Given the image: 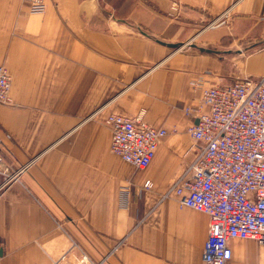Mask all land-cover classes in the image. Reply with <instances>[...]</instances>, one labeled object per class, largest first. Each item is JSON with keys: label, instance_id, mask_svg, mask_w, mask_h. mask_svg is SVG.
<instances>
[{"label": "crops", "instance_id": "crops-1", "mask_svg": "<svg viewBox=\"0 0 264 264\" xmlns=\"http://www.w3.org/2000/svg\"><path fill=\"white\" fill-rule=\"evenodd\" d=\"M0 65L2 154L22 169L0 192V264H203L209 216L166 192L194 159L203 90L264 76V0H0ZM140 112L167 132L141 170L106 124ZM231 248L230 264H264L252 240Z\"/></svg>", "mask_w": 264, "mask_h": 264}, {"label": "built area", "instance_id": "built-area-1", "mask_svg": "<svg viewBox=\"0 0 264 264\" xmlns=\"http://www.w3.org/2000/svg\"><path fill=\"white\" fill-rule=\"evenodd\" d=\"M22 2L31 13L46 9V0ZM10 86V75L0 65L2 105L11 104ZM106 124L111 153L140 170L150 165L167 134L149 125L142 112L111 114ZM187 131L195 142L194 159L166 196L175 194L181 207L209 216L203 264H230L232 241L252 240L264 247V76L203 90L196 122ZM2 152L0 139V192L16 183L22 171L12 169Z\"/></svg>", "mask_w": 264, "mask_h": 264}, {"label": "rangeland", "instance_id": "rangeland-1", "mask_svg": "<svg viewBox=\"0 0 264 264\" xmlns=\"http://www.w3.org/2000/svg\"><path fill=\"white\" fill-rule=\"evenodd\" d=\"M228 10H225L223 12H221L218 16L214 17V18H207L202 24L199 25V27L197 28V31H201V30H213L215 28H219V27H224L226 24V20H227V15H228ZM193 39L195 38H190L189 40H187V42L184 43H190L193 41Z\"/></svg>", "mask_w": 264, "mask_h": 264}, {"label": "water", "instance_id": "water-1", "mask_svg": "<svg viewBox=\"0 0 264 264\" xmlns=\"http://www.w3.org/2000/svg\"><path fill=\"white\" fill-rule=\"evenodd\" d=\"M169 47L173 48V49H177L181 46V44H173V45H168Z\"/></svg>", "mask_w": 264, "mask_h": 264}]
</instances>
